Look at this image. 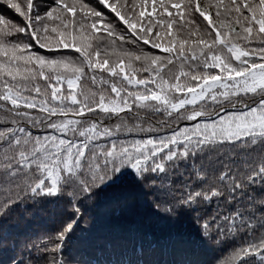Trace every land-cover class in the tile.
Segmentation results:
<instances>
[{
    "label": "snow or ice",
    "instance_id": "snow-or-ice-1",
    "mask_svg": "<svg viewBox=\"0 0 264 264\" xmlns=\"http://www.w3.org/2000/svg\"><path fill=\"white\" fill-rule=\"evenodd\" d=\"M0 5V264H264V0Z\"/></svg>",
    "mask_w": 264,
    "mask_h": 264
},
{
    "label": "trees",
    "instance_id": "trees-1",
    "mask_svg": "<svg viewBox=\"0 0 264 264\" xmlns=\"http://www.w3.org/2000/svg\"><path fill=\"white\" fill-rule=\"evenodd\" d=\"M0 14H5L9 16V18L17 17V14H15L10 9H5L4 6L0 5ZM126 180H128L127 177H125ZM128 183L131 187H136L132 184L131 180H128ZM114 190L110 189L107 192L104 193L103 197L99 201L98 208H97V217L98 220L104 219V213L107 211L108 207L110 206L112 200L114 199L113 195ZM148 213L144 212L139 205H133L132 208L129 211H126L121 214L119 217H107V224H101L98 223L94 225L93 229L90 233H88L87 239L92 241L93 243L101 241L104 238H112L117 235L116 227L119 228L121 232H123L126 229V226L128 223L133 221L134 219L140 217V216H146ZM53 226V222L48 218L47 214H43L42 216H39L36 218L35 222L32 225V232L34 233H42L48 229H50ZM85 254L96 261H99V264H104L107 259H109V255L107 253L102 252H96L93 247L86 246ZM219 253H214V255H218ZM226 254V253H224ZM25 257H27V253L24 254ZM114 258V257H112Z\"/></svg>",
    "mask_w": 264,
    "mask_h": 264
}]
</instances>
